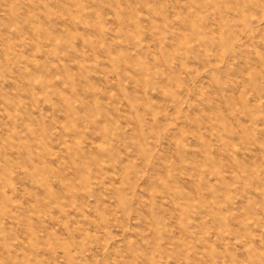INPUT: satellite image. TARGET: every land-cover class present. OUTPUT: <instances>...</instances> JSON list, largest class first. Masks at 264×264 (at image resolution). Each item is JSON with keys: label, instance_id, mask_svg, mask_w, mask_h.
Wrapping results in <instances>:
<instances>
[{"label": "rangeland", "instance_id": "obj_1", "mask_svg": "<svg viewBox=\"0 0 264 264\" xmlns=\"http://www.w3.org/2000/svg\"><path fill=\"white\" fill-rule=\"evenodd\" d=\"M0 264H264V0H0Z\"/></svg>", "mask_w": 264, "mask_h": 264}]
</instances>
